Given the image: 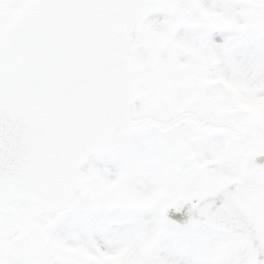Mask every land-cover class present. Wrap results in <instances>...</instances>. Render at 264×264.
I'll return each instance as SVG.
<instances>
[{"label": "snow or ice", "instance_id": "obj_1", "mask_svg": "<svg viewBox=\"0 0 264 264\" xmlns=\"http://www.w3.org/2000/svg\"><path fill=\"white\" fill-rule=\"evenodd\" d=\"M0 264H264V0H0Z\"/></svg>", "mask_w": 264, "mask_h": 264}]
</instances>
